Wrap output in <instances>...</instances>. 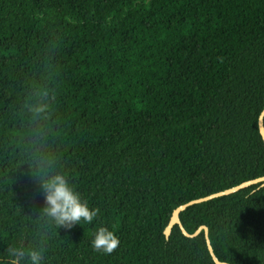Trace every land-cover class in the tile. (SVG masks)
Listing matches in <instances>:
<instances>
[{
  "label": "trees",
  "instance_id": "obj_1",
  "mask_svg": "<svg viewBox=\"0 0 264 264\" xmlns=\"http://www.w3.org/2000/svg\"><path fill=\"white\" fill-rule=\"evenodd\" d=\"M43 105L44 111L37 112ZM264 0H0V264H216L192 200L264 176ZM60 173L90 206L45 212ZM188 207L215 256L264 264V188ZM103 225L119 238L93 251Z\"/></svg>",
  "mask_w": 264,
  "mask_h": 264
},
{
  "label": "clouds",
  "instance_id": "obj_2",
  "mask_svg": "<svg viewBox=\"0 0 264 264\" xmlns=\"http://www.w3.org/2000/svg\"><path fill=\"white\" fill-rule=\"evenodd\" d=\"M36 111L43 112L44 106L37 107ZM41 186L46 205L44 212L58 225L71 228L82 222L92 224L99 214V209L90 206L86 200H82L67 178L60 173L48 175ZM89 243L93 251L108 254L117 248L119 238L108 227L99 225ZM9 254L12 257V264H18L25 252L13 248L9 250ZM27 255L31 264H40V251L29 250Z\"/></svg>",
  "mask_w": 264,
  "mask_h": 264
},
{
  "label": "water",
  "instance_id": "obj_3",
  "mask_svg": "<svg viewBox=\"0 0 264 264\" xmlns=\"http://www.w3.org/2000/svg\"><path fill=\"white\" fill-rule=\"evenodd\" d=\"M258 127H259L260 135H261L262 140L264 142V110L261 112V114L259 116ZM253 185H257L258 186L257 189L264 188V176L260 177V178H257V179H254V180L243 182L240 185H237V186L232 187L230 189L224 190L222 192L214 193V194L209 195V196L204 197V198L192 200V201H190V202H188L186 204H183V205L177 207L173 211L171 219H170V222H169V224L167 225V227L164 230V234H165L166 238L169 239V237H170V235L172 233L173 227L176 226V225L179 226V228H180L181 232L183 233V235L185 237H188V238H195L203 231L204 232V236H205V240H206V243H207V246H208V250H209L210 255L212 256L214 262L216 264H228V263H225V262H221L215 256L213 248L211 246L210 239H209V230H208V228L206 226H201L195 233L189 234L185 230L183 225H182V222L180 220V214L182 212H184L190 206H193V205H196V204H200V203H204V202H207V201L219 198V197L229 196L231 194H234V193H236L238 191H241V190L246 189V188H248L250 186H253Z\"/></svg>",
  "mask_w": 264,
  "mask_h": 264
}]
</instances>
